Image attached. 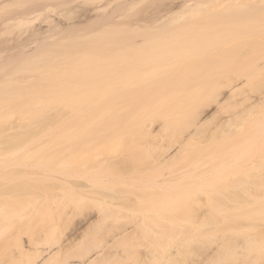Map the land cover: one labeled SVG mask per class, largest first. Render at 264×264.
<instances>
[{
	"label": "bare ground",
	"instance_id": "6f19581e",
	"mask_svg": "<svg viewBox=\"0 0 264 264\" xmlns=\"http://www.w3.org/2000/svg\"><path fill=\"white\" fill-rule=\"evenodd\" d=\"M82 1L0 0V35L16 30L25 34L23 39L0 40V87L3 88L0 113L47 109L50 112L42 122L29 123L21 119L13 124L4 135H0V152L23 141L22 137L27 133H37L26 140L30 144L44 139V146H51L53 137H57L51 135L52 128L58 127L52 130L55 133L59 127L62 128L58 131L63 132L69 126L64 130L68 133L74 130L75 121H79L76 126L80 123L79 127L87 130L93 122L98 124L94 115L107 117L105 114L111 116V120H107L109 125L103 123L110 129L106 130L107 134L110 132L108 143L124 141L125 152L121 155L104 153L105 132L98 145L95 141L94 146L90 145L91 142L77 144L83 149L86 146L94 148L88 152L81 150L85 152H80L81 156L76 153L71 156L72 143L70 150L65 149L67 152L63 146L65 154H59L67 158L65 161L73 160V157L83 160L84 164L82 161L83 165L79 164L82 169L79 165V168L76 166L78 169L73 166L79 177L73 175L72 169L65 171L72 166L64 172L56 171L58 168L52 171L44 166L45 161L41 162L43 165L39 163L42 156H38L41 160L34 157L39 159L37 164L25 160L24 154L25 162H22L25 165L20 160L22 155L18 157L20 164L17 162L20 166L23 164L21 176L44 177L73 185L84 190L82 198L88 203L116 208L125 200L123 195H130L131 189L124 190L126 194L91 190L100 179L104 184L121 181L123 185L134 186L132 189L138 200L145 194L173 196L191 193L203 190L194 186L193 180L225 173L230 165L227 161L233 155L240 158L248 154L245 147L249 143L264 145V137L257 136L264 129V117L255 119L257 113L264 110V0H109L103 7L95 6L85 11V19L72 22L71 17ZM74 35L80 42H85L83 45L79 41L76 43L80 45L79 51L87 45L82 53L76 51L78 57L70 45L76 39ZM90 35L98 38L92 40L88 37ZM83 37L90 38L89 43ZM51 41L53 44L56 41L58 46L60 41L61 45L66 43V46L63 44L66 49L58 50L57 45L53 49ZM43 42L58 55L73 48L74 53L72 49L69 53L76 59L69 53L61 59L62 56L59 58L48 48L50 54L42 46ZM46 53L58 57L60 65H55V57L47 56L49 60L55 59L49 64ZM51 62L55 63L51 65ZM20 71L22 74L16 76ZM74 74L84 75L86 80L80 75L76 78ZM252 93L256 95L252 96ZM173 98H177L182 110L176 115H160L159 107ZM86 116L95 121L90 123ZM247 127L254 131L249 133ZM97 129V132L101 130ZM97 132L95 136L102 133ZM243 135L242 140L219 152L214 160L198 166V160L209 152L210 142L219 138L232 140ZM57 153L51 152L44 158L52 160ZM199 153H203L202 156ZM250 161L252 171L262 180L257 184L260 186L233 184L214 192L224 190L233 194L234 190H240L248 199L263 198L264 161ZM1 162L0 167H6V163ZM8 165L4 171L9 169ZM17 165L14 167L20 168ZM74 177L82 178L78 186L72 182ZM109 178L116 181L109 182ZM96 220L97 217L93 219L88 213L74 223L70 233H61V226L55 225L51 237L54 244L49 248L44 246L48 234L41 235L40 232L44 231L32 224H0V241L4 240V245L8 241L16 242V249L5 259L0 253V264H95L104 257L107 249L98 251L95 258L78 262L70 261L67 254L82 229ZM33 230H38L41 237L33 236L36 234ZM3 242H0V249ZM250 243L252 247L258 244L254 238Z\"/></svg>",
	"mask_w": 264,
	"mask_h": 264
},
{
	"label": "rangeland",
	"instance_id": "374dc122",
	"mask_svg": "<svg viewBox=\"0 0 264 264\" xmlns=\"http://www.w3.org/2000/svg\"><path fill=\"white\" fill-rule=\"evenodd\" d=\"M108 2L109 0H84V2L82 1L80 4H78V8L76 12L74 11L75 13L73 14V16L71 17L70 15L69 17H71V19L73 20L72 22L77 23L80 18H86V16L83 18V14H86L85 11H90L95 6L103 7L108 4ZM40 22H42V20ZM65 22H68V20ZM69 22L71 23V20ZM24 35L25 34L21 33V31L19 32V30L10 31V33H4L0 35V40L6 42L13 40L14 38L15 40H17V38L23 39L25 38ZM74 36L75 38L77 37L76 35ZM88 37H90L92 40H95L94 38H96H93V36L91 37V35ZM59 38L61 37H58V39ZM62 38L64 39L65 37ZM82 39H84L86 42H88L89 40L87 38L86 40L84 37ZM75 40H72L73 42L75 41L73 44L71 43L72 41L70 42V45H73L72 47L75 48V50L73 48L67 47L70 49H68L69 51H71L72 49L71 52H73L74 50V52L76 53V51L80 52L81 50L87 48L86 45V48L84 47V49H81L79 51L78 49L80 48L78 47L81 45L83 40H81L82 42H80V39L77 40V38ZM98 40H96V42L94 41L95 45ZM47 42L45 43L47 44ZM51 42V47L56 48L55 46L57 44L55 43L57 42L55 41L54 44L53 41ZM60 42H58V44H60L61 47L63 44L66 46V43H63L61 45ZM90 42L93 43V41ZM67 43L69 44V40ZM76 43H79L80 45L77 46ZM84 43H82V45ZM64 45L63 48L57 45V49H66ZM42 46H44V42ZM44 47H46L44 49H47V51L48 48L50 49V45ZM50 51L54 52V50L51 49ZM55 52L52 54H56L57 56H59V58L60 56H62L61 59H65V56H67L68 54L66 53V50L64 51L65 55H58V53ZM82 52L83 51H81V53ZM49 53L51 54V52ZM84 53H86L85 55H89V52L87 51H84ZM84 53L82 55H84ZM46 54V61L49 60L47 59V56H51L50 58L55 57V55L52 56L48 53ZM79 55L81 56V54ZM73 56L74 55L72 54V57ZM74 58L76 59V57H73V59ZM56 59L57 60L54 59L55 62L57 61V63H59L60 60H58V57ZM70 59L71 58H69V60ZM52 60L53 59L47 62L49 63ZM55 62H53V64ZM57 63H55L56 66L60 65V63ZM53 64L51 62V65ZM20 74H22L21 71L16 76H19ZM79 75L74 74V76H77L76 78H79L80 76H82L81 79L86 78L84 75ZM65 78H68V76ZM85 80L86 79H84V81ZM78 81L80 82L81 80ZM1 89L3 88L0 87V106L2 104L1 99L3 98ZM251 95L254 96L256 95V93H252ZM74 102L75 101H73V103ZM181 110L182 106L177 101V98L170 99L169 102L163 103L159 107L160 115L164 116L168 113L176 115ZM47 111L48 109L46 111L26 110L15 113L11 112V114H6L5 112L7 111L0 113V135H4V133L8 131L13 124L21 119L26 120L29 123L42 122L47 116V113H50L49 111ZM257 114L258 115L255 119H262L264 117V110L259 111ZM105 115H107V117H104V115L100 117H98L97 115L93 116L94 119H98L97 123L99 125L95 124L96 122H93V118L92 121L91 119H89L92 115L90 117L86 116L88 117L87 121L89 120L90 123L93 122V126L89 125L90 127L88 126L87 130L86 128H80V123L79 125H77L78 127L76 126V124H78L77 122L79 121H75L73 126H75L76 128L72 126V129L74 130L70 129L72 131H68V133H66L67 131H64L69 127H66L65 124L63 128L66 127V129L61 132L58 130H60L62 127H59L60 129L56 130L57 134L52 130L54 129L55 131V129H57L58 127L52 128L50 132L51 135L55 134L57 135V137H53L56 143H54L53 141V144L51 143V146L50 144L44 146V139L30 144L26 140L34 137V135L37 133H27L23 136L25 138V136L28 135V138L27 136L26 139L22 137L23 141L19 142L16 145H13L10 148H7L4 152H0V163H2L1 161L6 163H4L6 167L4 166V164L3 168L0 167L1 169H3L2 172H0V224H32L38 227L40 231H44V233L40 232L41 235L48 234V236L46 235L47 238L44 242V246L46 248H49L54 244V241L51 237L55 225L58 226L57 224H59L61 226V228H59L61 230V233H70V231L74 228L73 226L76 221L78 222L84 219L85 215L91 213L93 219H96L97 217V220L95 222H91L90 224L92 225H87L82 229L81 234H79V237H77L75 244L67 254L70 258V261L74 262L88 260L89 258H95L98 251L107 249V253L104 255V257L99 259L95 264H264V197H257L254 198V200L251 198L248 199V196L244 195L240 190L239 192H236L235 190L234 192L232 191L233 194L231 192L226 193L224 192V190L222 192H214L218 188H227V186L229 187V185L233 184H238L241 186H260L257 184L261 183L262 180L254 171H252L253 168L250 161V159H255V161L258 162L264 161V145L262 146L260 142L259 144H255L254 142H252L245 147V151L248 153L247 155H245L247 157L242 155V157L238 158L236 157V155H233V157H231L227 161V163H230V165L225 173L216 174L207 179L193 180L192 184L194 186H199L203 190H197L193 192L190 191L191 193L184 192L173 196H161L157 194H145L142 196L141 194L143 198L141 200H138L135 199L134 196V186L129 187L123 185L124 182H117L114 179L116 181L115 182L112 178L111 180H113L115 183H112L110 178L109 182L111 181V183L107 184H104L102 182L103 179H100V181H98L97 183L95 182V180H93L96 184L93 185L91 190L98 193H120L122 191L124 194H126L125 191L131 189L129 191L130 195H123V197H125V200L121 201V206L116 208H109L104 205L88 203L82 198L81 192L84 190L78 187H74L73 185L59 183L58 181L55 182V180L53 181L49 178L46 179L44 177L35 178L27 177L24 175L21 176L22 174H20V172L24 170V168H22V163L25 162L24 159H30L29 161L32 163L37 162V160L41 158L43 160L39 163H43V161L46 162L47 159L44 158V155L46 156L47 154L56 151H58L57 157L55 156L54 158H52V160L47 159V163H43L44 166L47 165L46 167H50L49 169H52V171L53 169L55 171V168H58L59 170L56 171L62 170V172H64L63 170H65L69 166H72L65 171L69 172V170L72 169L74 172L73 175H75L76 173L73 169V166L76 167L79 164H84L82 159L79 160L80 157L78 156L82 155L80 154V152H82L83 150L88 152V149L89 151H91V149H94L91 147H93L96 142V145H98L99 142H101V137L104 136L106 130H110L108 126L105 127V124H110V122L107 120H111L109 119L111 118V116L108 114ZM103 123L105 124L103 125ZM100 125H103L104 127H100ZM97 128H99V130L101 129L100 131L102 132V135L99 133L100 131L97 132ZM245 129H248L249 133H252L254 131L253 129H249L248 127ZM81 130H83V132H81ZM95 132L99 133V135L96 134L95 136ZM59 134H63V136H59ZM106 134L107 132L105 133V135ZM108 134L110 135V132ZM108 134L104 136L106 143V145L104 146V153L108 151L109 155L123 154L125 152V142L121 141L114 144L108 143ZM92 135L95 138H93ZM89 136L93 139H90ZM257 136H259V138L262 136L264 137V129L261 130L257 134ZM98 137H100L99 141L97 139ZM243 138L244 135L236 136L232 140L219 138L215 142H210L209 152L206 153L207 155L205 157L204 154V158H200V161L198 160V166H201L209 161L211 162L212 160H214V156H216L219 152L229 147L232 143L240 141ZM94 141L95 144H92L94 143ZM85 142H91L90 145H93H89L91 149L88 148V146H86V150L83 149V146L80 147ZM67 143H69V145ZM71 143L73 144V147ZM77 144L81 145L79 146ZM256 145H259V147ZM65 146L70 147L65 148ZM71 147L76 151L73 149L74 151L71 150L69 151V153L71 154V156L76 153L78 156H75H77L78 158L73 157V160L69 159V161L67 162L64 160L67 158H65L64 155L60 154L64 153V151L62 152V148L64 150H70ZM77 149H79L78 152ZM66 150L65 152H67ZM72 151L73 153H71ZM23 154L24 157H27V159H23ZM199 154L202 156L203 153ZM199 154L196 156L197 158L200 156ZM254 154L256 155L255 157H253ZM90 155L92 156L91 153ZM20 156V160L22 159L21 162L24 161L21 163V166L19 165L20 160L18 158ZM38 156L42 157L39 158ZM71 156L70 158H72ZM91 156L88 155L89 158H91ZM34 157H38L39 159H35ZM13 159L17 161L14 160L13 162ZM31 159H33L34 161H31ZM48 160L50 161L48 162ZM8 161L9 163L12 161L10 165L13 164V167L8 165ZM29 161L26 162L28 163ZM85 162L87 161L85 160ZM17 164L20 166V168L16 166L14 167V165ZM7 165L9 166V169L4 171V168H7ZM82 165H79L80 168L78 166L77 167L79 169H82ZM44 166L41 167L44 168ZM77 167L75 169H78ZM76 175L75 177L78 176ZM155 176H157V173H155ZM81 179L75 178L74 180H71H73L72 182L74 183V185L78 186L79 182H81ZM3 187H5V189ZM126 197H129V199ZM35 231L33 230V233ZM37 232H35L36 234H34L33 236L39 235L41 237V235ZM253 238L256 240V242H258V244H255V247H252V244L250 243L251 239ZM4 243L5 242H3V245L1 244L3 247L1 248L2 250L0 249V253L2 252V259H5L10 254V251L12 253V250L16 249L15 241H8L6 245H4Z\"/></svg>",
	"mask_w": 264,
	"mask_h": 264
}]
</instances>
